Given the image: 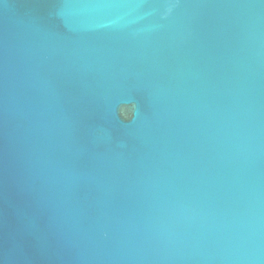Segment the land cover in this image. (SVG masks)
I'll use <instances>...</instances> for the list:
<instances>
[{"label":"water","instance_id":"95a60500","mask_svg":"<svg viewBox=\"0 0 264 264\" xmlns=\"http://www.w3.org/2000/svg\"><path fill=\"white\" fill-rule=\"evenodd\" d=\"M0 264H264V0H0Z\"/></svg>","mask_w":264,"mask_h":264}]
</instances>
